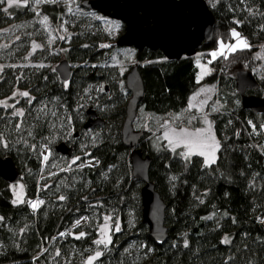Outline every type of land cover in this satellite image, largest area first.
Returning <instances> with one entry per match:
<instances>
[{"label":"trees","instance_id":"16d2710c","mask_svg":"<svg viewBox=\"0 0 264 264\" xmlns=\"http://www.w3.org/2000/svg\"><path fill=\"white\" fill-rule=\"evenodd\" d=\"M206 1L217 24L213 39L203 43L202 53L208 55L219 41L233 40V31L251 45L232 52L225 62L215 60L214 72L205 80L218 84L219 101L212 119L220 149L210 166L201 155L185 161L169 150L155 152L149 140L152 132L163 127L166 115H179L188 106L199 85L196 55L169 60L161 50L120 47L104 34L94 36L93 45L74 36L67 58L60 60L67 59L73 68L67 82L55 70L60 62L56 56L50 58L51 63L57 62L54 69L28 68L22 78H17L19 73L13 68L4 70L0 100L18 85L34 100L21 126L18 120L0 116V158H12L25 186V201L14 203L11 184L0 177V264H67L75 250L86 253L96 238V218L110 209H116L123 227L101 258L102 264H264V113L243 107L234 74L242 67L251 69L255 53L264 44V0H220L216 6ZM59 10L55 5L41 6L42 13L53 19ZM32 15L27 6L9 23ZM5 20L0 26L9 24ZM104 43L109 47H101ZM122 52H129L137 62L145 84L138 114L151 116V130H140L144 137L139 148L153 160L150 177L167 205L169 237L161 246L143 223V184L132 176L131 148L122 140L130 98L127 73L125 83L117 80L109 85L112 93L100 98L98 109H79L90 86L109 83L110 76L119 73L117 67L103 69L101 64ZM253 75L259 88L249 89L247 95L264 99V83ZM90 109L104 120L103 125L85 128ZM70 125L76 130L74 138L79 132H98L81 161L97 158L99 164L54 174L71 158L56 150L62 142L71 143L64 139ZM45 145L50 150L47 162L42 153ZM79 146L77 138L73 156ZM36 197L43 201L37 212L29 206ZM130 211L136 217L133 228L128 224ZM84 217L89 220L87 225L70 230ZM83 229L86 236H73ZM131 245L139 249L129 250ZM148 249L153 250L149 256Z\"/></svg>","mask_w":264,"mask_h":264},{"label":"rangeland","instance_id":"374dc122","mask_svg":"<svg viewBox=\"0 0 264 264\" xmlns=\"http://www.w3.org/2000/svg\"><path fill=\"white\" fill-rule=\"evenodd\" d=\"M83 1L84 0H42L41 3L37 4L36 0H19V5L13 4L12 7H8L10 0H4L3 3H0V25L2 24V18H5V21H8L9 23L11 20L16 18L17 11L23 10L27 6H29L31 13H33L32 18L30 19H22L15 22L13 21L7 25L0 26V59L2 60L0 62V80H2V74L6 68H13L15 72H18L19 75L17 78H22L28 68L51 66L54 69L57 62L51 63L50 58L56 56L58 61L63 58H67V50L70 48L74 36H80L85 45H93L92 42L95 41L94 36H102L103 34L107 35L110 39L117 41L119 36L125 30L124 23L120 20L107 17L99 12L83 7ZM208 1L212 6H216L220 2V0ZM43 4L55 5L60 9L55 19L42 13L41 6ZM6 8L7 11L4 10ZM45 17L47 18V22H45ZM239 39H242L247 43V49L251 48V45L248 43L246 38L242 37L240 33ZM221 42L225 45L224 55H219L215 58L212 57L210 55L212 52L220 51ZM237 43V38L227 42L219 41L218 47L208 53V55L202 53L201 51L196 54L195 59L199 68L197 75L199 85L190 96L188 106L179 115L172 113L166 115L161 121V123H163V127H161L160 130L152 132L149 136L151 148L155 152L169 150L172 154L181 157L185 161H190L194 155H199L187 154L188 149L183 145L176 147L173 150V146L169 144L167 139L164 138V133L173 129L176 132H180L182 129L188 132H197L203 129L207 132L210 129L211 134L215 137L216 141L219 142L212 119L213 111L219 110L218 84L205 82V80L207 76L214 72L212 64L215 60L220 61L221 59V62H225L232 52L240 49H246L241 46L237 47L235 50H228V45H237ZM34 45H38L39 47H34ZM101 47L108 48L109 44L104 43ZM254 58L255 64L251 69L242 67L236 69L234 72L236 73L238 70L253 71V73L258 75L264 83V44L260 47L259 51L255 53ZM136 63L137 62L129 52H122L117 56H113L108 62H102L101 66L103 69L109 68L108 66H115L117 67L119 73H116L115 76H110L109 83L104 82L97 86H90L84 93L79 109L83 107L87 110L91 106L98 109L100 98H103L108 94L111 95L112 93L109 89V85H111L113 81L117 80L121 84L125 83L126 73H128L131 66ZM105 86H108L107 90H104ZM22 92H28L29 96L24 97L20 95ZM262 93V96L264 97V85L262 87ZM193 97H195V99H193ZM33 100L34 98L31 93L28 90L22 89L18 85L14 88L9 97L0 100V116L4 119H10L9 121L13 119L18 120L19 126H21L25 122L24 117L26 116L27 110ZM5 102L7 106H5ZM40 109L43 110V107L41 106ZM20 112H23V115H19L18 113ZM136 119V129L144 131L151 130V116L149 114L140 111ZM69 127L70 129L65 133L66 136L64 139H71L75 141V139L79 138L80 146L77 148V151L75 149L77 153L74 156L64 161L60 170L52 172L54 174L59 173V171H71L76 169L77 166L78 168L89 166L86 164L88 160L83 162L81 159L89 154L87 146H89L92 141L96 140L99 135L98 132L95 131H89L85 134L79 132L76 133L79 137L74 138L73 135L76 130L71 127V125ZM44 147L48 146L45 145ZM219 149L215 152L214 162H216ZM202 157L204 158L206 166H210L214 163L209 162L206 156ZM73 160L76 162L72 163ZM43 176H45V174ZM21 187L23 188L22 193H20ZM10 188L16 202L20 203L25 201V186L22 181H19L16 184H11ZM18 193L21 196V200H17ZM94 205H99V203H94ZM129 215L130 219L128 224L131 228H133L136 225L134 211H130ZM106 218L109 219H107V228L105 229ZM88 223L89 220L84 217L79 221V223L76 222L70 230L78 226L87 225ZM95 223L97 225V233L93 244L86 248V253L84 250H75L67 260V264H88L89 259L95 257L97 252H100L101 255L92 260V264H102L101 258L111 250L115 236L117 233L122 231L121 229L123 227V223L121 216L116 212V209L107 210L102 214V216L96 218ZM117 225L119 226V231L116 230ZM101 229H105V231L102 232ZM81 233L84 235L81 236ZM65 234L66 233H63V235ZM73 236H80L81 238L86 236V232L83 229L79 232L73 233ZM108 238H110L111 243L107 245L96 243L97 240ZM133 248H136V251L139 249L138 247L131 245L129 250H133ZM143 248H145V245H143ZM152 253L153 250L148 249L147 256Z\"/></svg>","mask_w":264,"mask_h":264},{"label":"water","instance_id":"95a60500","mask_svg":"<svg viewBox=\"0 0 264 264\" xmlns=\"http://www.w3.org/2000/svg\"><path fill=\"white\" fill-rule=\"evenodd\" d=\"M82 5L124 23L125 31L117 40L118 46L161 50L169 60L195 56L202 50L204 42L213 39L217 24L206 0H84ZM55 70L63 81H69L73 74V68L67 59L60 61ZM235 81L242 96L243 107L256 114L264 113V99L247 95L249 89L259 88L253 73L238 70ZM126 86L130 98L121 131L122 140L131 148L132 176L143 184V223L149 226L150 236L161 246L169 237L165 223L167 205L150 177L153 160L139 148L144 132L136 130L134 126L145 96V84L138 65L127 73ZM88 114L86 129L104 124V120L94 110H88ZM56 150L69 157L74 154L73 146L66 142L60 143ZM0 177L10 184L21 180L20 171L11 157L0 158Z\"/></svg>","mask_w":264,"mask_h":264},{"label":"snow or ice","instance_id":"6c2138e0","mask_svg":"<svg viewBox=\"0 0 264 264\" xmlns=\"http://www.w3.org/2000/svg\"><path fill=\"white\" fill-rule=\"evenodd\" d=\"M4 0H0V3H3ZM42 0H36V3L39 4L41 3ZM13 4H17L19 5V0H10L8 7H12ZM5 11H7V8L4 9ZM45 22H47V18L45 17ZM232 36L234 38H237L238 43L237 45H228L227 48L228 50H235L237 47H248L247 43L245 41H243L242 39H239V33H237L236 31L232 32ZM34 47H39L38 45H34ZM225 53V45L223 44V42H221L220 44V51H214L212 52L210 55L212 57H217L219 55H224ZM20 95L24 96V97H28L29 93L28 92H22L20 93ZM193 99H195V97H193ZM5 106H7L6 102H5ZM19 115H23V112L18 113ZM164 138L168 140L169 144H171L173 146V150L176 147H179L181 145H183L185 148L188 149V153L187 154H199L202 156H206V158L209 160V162H214L215 161V152L216 150L219 149V142L216 141L215 137L211 134L210 129L206 132L205 130H199L197 132H188L184 129H182L180 132H176L174 129L171 131H166L164 133ZM7 146V145H5ZM186 154V155H187ZM45 160L48 159L47 156L44 157ZM76 161L73 160L72 163H75ZM23 192V188H20V193ZM61 199H64V197H61ZM17 200H21V196L18 193L17 194ZM16 201H14L15 203ZM29 203L31 204V207L33 209L37 208L38 203L42 204L43 201H38V203H33L31 201H29ZM107 219L106 218V222H105V229L107 228ZM79 223V221L77 222ZM105 229H101V231H105ZM117 231H119V226L117 225L116 228ZM63 235V233L61 234ZM81 236L84 235L83 233L80 234ZM77 239L80 238V236L76 237ZM97 244H104L107 245L109 243H111L110 238L108 239H100L96 241ZM101 255L100 252L96 253L95 257H92L91 259H89L88 264H92V260L96 259L97 257H99Z\"/></svg>","mask_w":264,"mask_h":264},{"label":"built area","instance_id":"2783aa9c","mask_svg":"<svg viewBox=\"0 0 264 264\" xmlns=\"http://www.w3.org/2000/svg\"><path fill=\"white\" fill-rule=\"evenodd\" d=\"M43 156H44V157L47 156L48 159H49V156H50V150H49L48 147H43ZM48 159H47V160H48ZM47 160L44 159V162H46ZM86 164H87V165H93V166H96V165L99 164V160H98L97 158H92V159H89V160L86 162ZM30 201L33 202V203H38V201H41V199H40L39 197H36V198H34V199L30 200ZM29 206L31 207V204H30V203H29ZM41 206H42V204H39V203H38L37 208H35V209H33L32 207H31V208H32L35 212H37L38 209H39Z\"/></svg>","mask_w":264,"mask_h":264},{"label":"flooded vegetation","instance_id":"af4514ba","mask_svg":"<svg viewBox=\"0 0 264 264\" xmlns=\"http://www.w3.org/2000/svg\"><path fill=\"white\" fill-rule=\"evenodd\" d=\"M75 136H76V138H77L78 134L75 135ZM69 140H71V139H69ZM68 145H69V146H73V149H74V147H75V141L71 140V143H69Z\"/></svg>","mask_w":264,"mask_h":264}]
</instances>
